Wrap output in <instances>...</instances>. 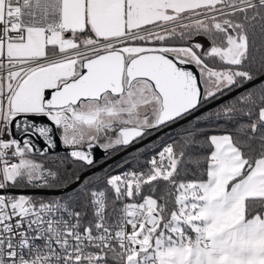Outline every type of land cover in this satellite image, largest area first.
Instances as JSON below:
<instances>
[{
  "label": "snow or ice",
  "instance_id": "snow-or-ice-1",
  "mask_svg": "<svg viewBox=\"0 0 264 264\" xmlns=\"http://www.w3.org/2000/svg\"><path fill=\"white\" fill-rule=\"evenodd\" d=\"M0 264H264V0H0Z\"/></svg>",
  "mask_w": 264,
  "mask_h": 264
},
{
  "label": "trees",
  "instance_id": "trees-1",
  "mask_svg": "<svg viewBox=\"0 0 264 264\" xmlns=\"http://www.w3.org/2000/svg\"><path fill=\"white\" fill-rule=\"evenodd\" d=\"M234 98H235V96L230 98V99L225 100L222 103H227V102L231 101ZM219 105H216L215 107H213L212 109H209L208 111L215 110ZM200 115H198V116H200ZM219 123H220V125H223V121H220ZM193 125H195L198 128L204 129L205 134H216V133H218L221 130L215 124H205L202 121L197 123V121H196V119L194 117L193 119L181 124L180 126L175 127L174 129H171L170 131L164 133L163 135H161L158 138L154 139L152 142H150V143H148V144H146V145H144V146H142V147H140V148H138L136 150L130 151L127 154H125L124 156H121L120 158H118L113 163L107 165L104 169H101V170L91 174L90 176L86 177V179H88V178L95 179L97 176L103 178V176L106 175L109 172H119V171L124 170L125 168L132 167L134 164L137 163V157H139L140 161H143L144 159H146L149 156L153 155L155 152L159 151L164 145H166L168 143H171L173 140H179L180 136L185 134L184 130L192 128ZM156 133L157 132L153 133V135L156 134ZM198 139H202V138H198ZM126 150H127V148L126 149H121V150H119L117 152H114L111 156H109L105 160H102L99 164H101L102 162H104L106 160H109V159H111V158L123 153ZM196 151H197L196 149H189V154L194 153ZM48 155L50 156V158L63 159L65 161V164L68 166L69 170H73L75 168V166L72 165V163H71V158L69 156H67V155H60V154H48ZM126 161H127V163H125ZM121 165H123V168L120 167ZM182 167L184 168L185 172L187 173L188 178H193L192 174H193V172L196 171L195 165L192 164L191 162H185L182 165ZM77 189H78V186L74 190H72V191H70L68 193H65L63 195H60V197L71 198V197L75 196ZM49 190L61 191V190H64V189H49ZM35 196L37 198L43 197L45 199H49V198L52 197V196H48V195H37V194H35Z\"/></svg>",
  "mask_w": 264,
  "mask_h": 264
},
{
  "label": "water",
  "instance_id": "water-1",
  "mask_svg": "<svg viewBox=\"0 0 264 264\" xmlns=\"http://www.w3.org/2000/svg\"><path fill=\"white\" fill-rule=\"evenodd\" d=\"M236 94L233 93L231 96H226L224 97L221 101L217 102L216 104H213V105H210L208 106L206 109H203L202 112H205V111H208L209 109H212L213 107H215L216 105H219L221 104L222 102H224L225 100L227 99H230L232 97H234ZM201 113H196L194 117L200 115ZM194 117H191L189 118V120L193 119ZM188 120V121H189ZM187 121H182L180 122V124L178 125H173L171 126L170 128H165L159 132H157L156 134L148 137L147 139H145L144 141H141L140 143H136V144H133L131 146H129L127 148L126 151H124L123 153L109 159V160H106L104 161L103 163L99 164L96 168L94 169H90L85 178L90 176L91 174L101 170V169H104L107 165L113 163L114 161H116L118 158H120L121 156H124L125 154H127L128 152L130 151H133V150H136L150 142H152L154 139L158 138L159 136L163 135L164 133L170 131L171 129H174L175 127H178L180 126L181 124L185 123ZM42 142H38V146L41 145ZM68 149L62 144V143H59L58 142V146L56 148H53L49 151V154H60V155H67L68 156ZM96 156H97V159L99 162H101L102 160H105L107 159L109 156H106L102 150H97L96 152ZM78 186V185H77ZM77 186L73 187V186H70L68 187L67 189H64V190H61V191H53V190H49V189H45V190H29V193L28 194H31V195H48V196H60V195H63L65 193H68L72 190H74L75 188H77Z\"/></svg>",
  "mask_w": 264,
  "mask_h": 264
},
{
  "label": "built area",
  "instance_id": "built-area-1",
  "mask_svg": "<svg viewBox=\"0 0 264 264\" xmlns=\"http://www.w3.org/2000/svg\"><path fill=\"white\" fill-rule=\"evenodd\" d=\"M57 197H60V196H52L51 198H49V199H53V198H57Z\"/></svg>",
  "mask_w": 264,
  "mask_h": 264
},
{
  "label": "rangeland",
  "instance_id": "rangeland-1",
  "mask_svg": "<svg viewBox=\"0 0 264 264\" xmlns=\"http://www.w3.org/2000/svg\"><path fill=\"white\" fill-rule=\"evenodd\" d=\"M49 154V153H48ZM50 157V156H49ZM103 163V162H102Z\"/></svg>",
  "mask_w": 264,
  "mask_h": 264
}]
</instances>
